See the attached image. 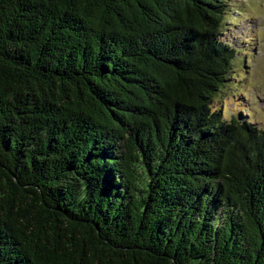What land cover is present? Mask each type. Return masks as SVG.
Masks as SVG:
<instances>
[{"label":"trees","instance_id":"1","mask_svg":"<svg viewBox=\"0 0 264 264\" xmlns=\"http://www.w3.org/2000/svg\"><path fill=\"white\" fill-rule=\"evenodd\" d=\"M235 7L0 0V264H264V128L213 107Z\"/></svg>","mask_w":264,"mask_h":264},{"label":"rangeland","instance_id":"2","mask_svg":"<svg viewBox=\"0 0 264 264\" xmlns=\"http://www.w3.org/2000/svg\"><path fill=\"white\" fill-rule=\"evenodd\" d=\"M232 5L238 11L230 13L222 39L235 47L234 67L213 107L227 120L264 128V0H232Z\"/></svg>","mask_w":264,"mask_h":264}]
</instances>
